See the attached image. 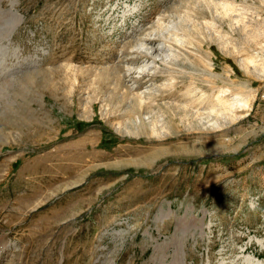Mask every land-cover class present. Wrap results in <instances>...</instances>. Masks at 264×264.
Masks as SVG:
<instances>
[{"label": "rangeland", "instance_id": "1", "mask_svg": "<svg viewBox=\"0 0 264 264\" xmlns=\"http://www.w3.org/2000/svg\"><path fill=\"white\" fill-rule=\"evenodd\" d=\"M262 67L264 0H0V264H264Z\"/></svg>", "mask_w": 264, "mask_h": 264}, {"label": "bare ground", "instance_id": "2", "mask_svg": "<svg viewBox=\"0 0 264 264\" xmlns=\"http://www.w3.org/2000/svg\"><path fill=\"white\" fill-rule=\"evenodd\" d=\"M17 1V0H16ZM16 3V2H15ZM13 11V10H12ZM20 21V19H18L17 17L15 18V19H12L11 21H9V22H7V24L5 25V27H6V29H8L7 31H5L4 32V34H6V32L8 33V37H9V35H10V33H11V31L13 30V29H15L18 25H19V22ZM2 23V22H1ZM5 30V29H4ZM157 36V35H156ZM3 37L4 38H6V36L5 35H3ZM2 38V37H1ZM132 45V44H131ZM140 49V48H139ZM255 57V56H254ZM123 58H124V56H123ZM249 58V57H248ZM251 58V57H250ZM258 59V58H257ZM257 61V60H256ZM251 62H253L254 63V60H252ZM257 64V63H256ZM262 70V74L264 75V67H262L261 68ZM51 70V69H50ZM53 70V69H52ZM134 72V71H133ZM1 91H2V93H1ZM0 91V101H1V98H2V95H3V93H4V89L3 90H1ZM225 93H228V90L227 89H224L223 91H222V93L221 94H225ZM225 97V96H224ZM204 98V97H203ZM227 98V97H226ZM226 98H223V96L222 95H218L217 96V104L216 103H214V104H216V105H214L213 106V108L214 109H216L215 111H218L219 109H221V111H222V108L223 109H226V110H230V111H232L233 113H235V111H237V109L239 108H242V110H244V108L246 107L247 108V106H248V102L247 101H245V98L244 97H242V96H234V98L232 99V100H229L228 98L226 99ZM216 99V98H215ZM3 100H4V98H3ZM27 100V99H26ZM3 103H5V102H3ZM0 104H1V102H0ZM219 104V105H218ZM2 105V104H1ZM6 105V104H5ZM7 106V105H6ZM3 107V106H2ZM3 109V108H2ZM2 111V110H1ZM2 113V112H1ZM6 115H8V114H6ZM4 117V116H3ZM18 121H21V120H18ZM22 123V122H21ZM27 123V122H26ZM28 124V123H27ZM38 124V123H37ZM0 126H1V123H0ZM19 126H21V124L19 125ZM2 127V126H1ZM59 152V151H58ZM65 175V174H64ZM83 180V179H82ZM54 184V183H53ZM38 199V198H37ZM38 201V200H37ZM89 201V200H88ZM27 203V202H26ZM81 204V203H80ZM30 205V204H29ZM32 205V204H31ZM53 221V220H52ZM44 233V232H43ZM61 236V235H60Z\"/></svg>", "mask_w": 264, "mask_h": 264}]
</instances>
